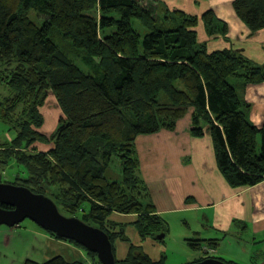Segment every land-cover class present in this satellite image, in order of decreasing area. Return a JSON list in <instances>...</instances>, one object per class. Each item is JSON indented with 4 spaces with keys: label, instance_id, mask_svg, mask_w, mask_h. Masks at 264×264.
<instances>
[{
    "label": "trees",
    "instance_id": "trees-1",
    "mask_svg": "<svg viewBox=\"0 0 264 264\" xmlns=\"http://www.w3.org/2000/svg\"><path fill=\"white\" fill-rule=\"evenodd\" d=\"M232 6L251 33L264 28V0ZM199 20L209 36L228 40L212 11L198 17L161 0H0V124L13 134L0 138V165L15 167L4 183L48 196L112 243L122 236L114 228L123 227L110 219L115 213L135 216L139 236L157 240L165 225L138 176L135 139L174 129L189 110L190 133L210 135L229 185L263 181L264 124L249 120L244 90L264 81V63L230 46L209 50L198 40ZM49 93L61 116L47 135L40 108ZM113 159L118 181L106 176ZM201 242L215 240H188L193 248ZM129 248L124 261L161 264ZM24 264L81 263L55 255Z\"/></svg>",
    "mask_w": 264,
    "mask_h": 264
},
{
    "label": "crops",
    "instance_id": "crops-1",
    "mask_svg": "<svg viewBox=\"0 0 264 264\" xmlns=\"http://www.w3.org/2000/svg\"><path fill=\"white\" fill-rule=\"evenodd\" d=\"M161 1L171 9H179L198 17L212 11L219 21L226 23L228 40L220 34L209 36L202 20H199L195 28L198 40L206 42L209 50L230 46L255 63H264V28L251 33L235 13L233 0ZM244 99L249 104V120L261 127L264 124V81L247 84ZM56 126L50 131L53 132ZM190 128L189 115L182 128L176 125L172 130L162 129L156 133L138 135L135 139L139 160L137 173L150 193L157 214L162 216L180 213L188 216L190 213H197L201 219V212L203 221L212 226L209 227L208 238L215 242H201L202 248H195L199 253L191 261L201 257L224 260L214 256L218 253L217 237L234 230L236 222L233 219L239 218L241 226L251 228L255 235L264 233V180L253 186L229 185L218 168L210 135L206 133L203 137H195L190 133ZM201 225L202 219L200 227ZM191 236L192 239L185 238V243L188 244V240H209L204 236V231L200 230H196ZM147 239L154 241L150 237Z\"/></svg>",
    "mask_w": 264,
    "mask_h": 264
},
{
    "label": "rangeland",
    "instance_id": "rangeland-1",
    "mask_svg": "<svg viewBox=\"0 0 264 264\" xmlns=\"http://www.w3.org/2000/svg\"><path fill=\"white\" fill-rule=\"evenodd\" d=\"M168 8L171 10L169 6ZM133 22L135 23V21ZM190 112L189 110L176 121L179 128L185 126ZM40 113L43 117L41 131L49 135L52 132L50 130L54 129L61 116V110L52 93H49L44 105L40 108ZM4 129L6 126L0 124L1 140L12 138L13 134L3 131ZM14 171L15 167L10 169L0 165V173L3 176L1 183L10 181L15 174ZM106 176L110 180H120V167L116 159L112 160L106 171ZM205 214L211 218L208 212L205 211ZM200 216L203 223L202 228L200 227L201 219L197 213H190L188 216H183L180 213L162 215L163 225H165L164 237L151 241L138 235L131 223L135 216L111 214L110 219L123 226L121 229L119 228L121 225L114 228L115 231L122 232V236L118 235L113 241L116 259L123 260L131 256L132 251L129 245L132 242L135 243V246H139L142 252L148 253L151 259L160 258L161 264H188L199 251L185 243V238L190 237L192 239L191 234L196 230L204 231V236L210 237L209 227L212 226L203 221L201 212ZM233 220L236 222L234 223V230L227 234L218 235L219 244L216 245L218 253L214 256L224 258L230 264H263L264 233L255 235L251 228L241 226V223L238 222L240 221L239 218ZM162 233L158 232L156 237ZM26 253L27 255H25ZM55 255H62L67 260H75L81 264H101L97 256L89 254L85 248L73 241L52 236L47 230L42 229L30 219H24L18 225L11 227L4 224L0 225V264H24L26 259L43 262Z\"/></svg>",
    "mask_w": 264,
    "mask_h": 264
},
{
    "label": "water",
    "instance_id": "water-1",
    "mask_svg": "<svg viewBox=\"0 0 264 264\" xmlns=\"http://www.w3.org/2000/svg\"><path fill=\"white\" fill-rule=\"evenodd\" d=\"M3 205L10 208H5ZM24 219H30L57 237L72 240L87 251L95 253L101 264H137L118 261L113 251V243L106 231L76 216H65L48 196L35 193L22 185L0 182V225L11 227L18 225ZM162 237L164 233L156 238ZM191 264L228 263L218 258L207 257Z\"/></svg>",
    "mask_w": 264,
    "mask_h": 264
}]
</instances>
